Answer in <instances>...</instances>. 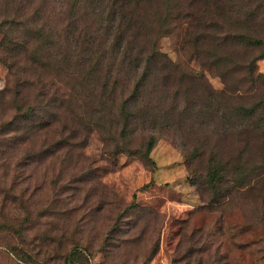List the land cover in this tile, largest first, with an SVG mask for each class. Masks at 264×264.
<instances>
[{
  "label": "rangeland",
  "instance_id": "374dc122",
  "mask_svg": "<svg viewBox=\"0 0 264 264\" xmlns=\"http://www.w3.org/2000/svg\"><path fill=\"white\" fill-rule=\"evenodd\" d=\"M193 1L145 4L144 42L174 64L177 77H187L184 88L195 90L193 97L211 94L194 112L208 114L216 104L210 97L229 100L224 93L234 100L232 109L253 107L260 120L264 47L235 42L228 54L211 38L197 42ZM230 1L233 15L242 16L231 30L264 40V0ZM205 7L201 19L220 22L216 8L208 1ZM5 42L0 31V124H13L0 132V264H264L263 134L206 135L212 125L202 129L189 116L174 130L157 131L149 158L109 155L87 116L93 105L79 88L67 113L15 117L18 91L4 63L15 45ZM253 61L255 71L247 67ZM19 91L24 113L34 90L21 85ZM227 117L233 121L229 111ZM47 122L51 131L33 141ZM142 141L139 136L134 145Z\"/></svg>",
  "mask_w": 264,
  "mask_h": 264
},
{
  "label": "trees",
  "instance_id": "16d2710c",
  "mask_svg": "<svg viewBox=\"0 0 264 264\" xmlns=\"http://www.w3.org/2000/svg\"><path fill=\"white\" fill-rule=\"evenodd\" d=\"M162 1L169 5L174 0ZM207 1L216 8L220 22L201 19L202 11H207ZM237 1L243 6L250 2ZM150 3L151 0H0V31L5 34L7 46L15 45L13 55L4 59L14 89L19 92L15 93L14 104H21L17 100L21 85L28 92L34 90L31 105L24 113V104L16 106L15 117L36 116L41 110L58 112V108L67 113L75 106L78 92L74 90L79 88L93 105L87 116L102 136L104 151L109 155L140 154L149 158L158 140L157 131L174 130L178 121L189 116L202 129L212 125L206 135L264 136V113L259 120L253 107L232 109V98L224 93L220 97L229 100L210 97L216 104L208 114L194 112L211 94L204 90L193 97L195 90L184 88L187 77H177L174 64L161 60L164 56L157 53L155 44L144 42L146 35L140 23L149 14L144 5ZM190 6L197 10V15L190 17L197 42L207 43L211 38L217 49L228 54L235 42L264 47L263 39L231 30L229 25L242 16L233 15L230 0H204L202 5L200 0H194ZM197 6H203L202 10L195 9ZM247 67L255 71L256 62ZM195 77L203 81L201 75ZM228 111L238 122L227 117ZM11 126L10 122L0 124V132ZM52 128V122L40 124L36 136L26 142L32 137L33 141L40 139L43 130L49 133ZM139 136L143 141L136 147ZM218 167L210 174L214 183L220 177Z\"/></svg>",
  "mask_w": 264,
  "mask_h": 264
}]
</instances>
